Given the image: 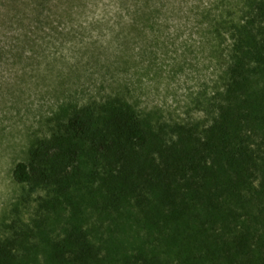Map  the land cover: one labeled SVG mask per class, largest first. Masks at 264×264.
Listing matches in <instances>:
<instances>
[{"label": "trees", "instance_id": "obj_1", "mask_svg": "<svg viewBox=\"0 0 264 264\" xmlns=\"http://www.w3.org/2000/svg\"><path fill=\"white\" fill-rule=\"evenodd\" d=\"M239 15L216 22L224 82L196 131L87 105L29 149L12 177L48 188L59 231L1 238L0 264H264V0Z\"/></svg>", "mask_w": 264, "mask_h": 264}, {"label": "rangeland", "instance_id": "obj_2", "mask_svg": "<svg viewBox=\"0 0 264 264\" xmlns=\"http://www.w3.org/2000/svg\"><path fill=\"white\" fill-rule=\"evenodd\" d=\"M245 3L0 0V239L59 231L61 209L42 205L48 188L31 190L12 170L72 107L122 104L168 136L209 120L227 65L216 22L236 20Z\"/></svg>", "mask_w": 264, "mask_h": 264}]
</instances>
